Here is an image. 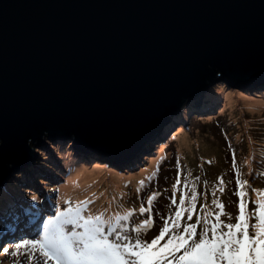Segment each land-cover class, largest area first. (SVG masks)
<instances>
[{
	"label": "water",
	"instance_id": "1",
	"mask_svg": "<svg viewBox=\"0 0 264 264\" xmlns=\"http://www.w3.org/2000/svg\"><path fill=\"white\" fill-rule=\"evenodd\" d=\"M219 79L264 81V0H0V186L47 133L122 160Z\"/></svg>",
	"mask_w": 264,
	"mask_h": 264
},
{
	"label": "rangeland",
	"instance_id": "2",
	"mask_svg": "<svg viewBox=\"0 0 264 264\" xmlns=\"http://www.w3.org/2000/svg\"><path fill=\"white\" fill-rule=\"evenodd\" d=\"M200 95L188 104L184 114L173 117L164 133L153 140L156 141L154 144L148 145V148H152V157L147 159L143 155L142 159L147 161L140 168L121 167L124 164L114 166L110 162L111 158L104 154L87 155L85 158L89 162L79 163L73 159L80 156L76 142L71 139L63 144L72 155L67 162L70 173L67 182L54 185L61 187L60 210L66 209L70 204L74 206L77 202L85 201V216L103 213L105 219H109L131 212L129 218L119 221L118 225L123 226L126 234L135 239L138 235L136 229L145 220L151 219L152 227L139 233L143 239L149 241L158 234L166 220L171 223L175 219V213L181 208L183 212L176 232H182L187 224H196L199 233L206 226H210L207 222L217 223V216L223 221L221 230L227 231V224L237 222L242 199L246 205V214L254 212L257 201L264 198L261 195L264 193V95L261 96L259 90L222 79L209 88L205 97V94ZM210 97H216V110H213L214 104L209 107L204 105L205 100H210ZM247 98L251 99L250 105L246 104ZM253 99L258 101L254 103ZM171 134L174 135L173 143L169 144L167 153L161 151L154 156L155 151L163 148L159 141L166 138L169 140ZM183 134L189 135L188 143L183 141ZM44 138L51 150L60 145L58 142L53 144L48 135ZM36 149L39 153L34 160L36 164H30L29 168L23 170L19 175L20 179L29 172H53L50 164L53 161L52 155L40 147ZM164 153L167 157L165 161H160ZM100 164L103 166L101 172L91 170ZM81 167H87V170L80 169ZM111 170L115 172L110 174ZM238 180L248 183L241 188ZM25 184H28L26 180ZM37 187L41 188L38 185ZM21 190L22 194L30 191L27 186ZM240 191L246 193L243 198L238 195ZM153 196L154 199L150 201ZM46 206L51 210L49 198ZM141 208L148 211L141 212ZM25 210L23 211L27 214ZM26 214L22 222L26 233L23 239H34L31 237L32 223L26 218ZM52 218L53 216L50 219ZM249 223L258 225L255 217ZM255 230L250 228V235ZM166 240L167 237L161 241V245ZM8 243L13 247L16 242ZM13 253L10 252L8 257L0 254V264H28L24 256ZM182 253L183 250L176 252L174 256L178 258ZM38 255L31 264H38ZM49 264L52 262L49 261ZM173 264H178V260L173 259Z\"/></svg>",
	"mask_w": 264,
	"mask_h": 264
},
{
	"label": "snow or ice",
	"instance_id": "3",
	"mask_svg": "<svg viewBox=\"0 0 264 264\" xmlns=\"http://www.w3.org/2000/svg\"><path fill=\"white\" fill-rule=\"evenodd\" d=\"M237 183L243 188L248 182L238 180ZM238 195L243 198L246 193L240 191ZM86 207L87 202L80 201L56 211L38 238L22 239L15 244L17 252L13 255L24 256L28 264L37 254L38 264H49V261L52 264H173V259H177L178 264H264V198L257 201L254 212L247 214L242 199L237 222L227 224V231L221 230L223 221L217 216V223L207 222L210 226L199 233L196 224H187L182 232H176L183 212L181 208L175 213V219L171 223L166 220L150 241L139 233L152 227L151 219L136 229L138 235L132 239L123 226L118 225L119 221L127 220L131 212L105 219L103 213L83 215ZM253 217L258 225L249 223ZM250 228L256 229L251 235ZM197 236L199 238L195 239ZM181 250L182 255L176 258L174 254ZM4 251L7 252V248Z\"/></svg>",
	"mask_w": 264,
	"mask_h": 264
},
{
	"label": "trees",
	"instance_id": "4",
	"mask_svg": "<svg viewBox=\"0 0 264 264\" xmlns=\"http://www.w3.org/2000/svg\"><path fill=\"white\" fill-rule=\"evenodd\" d=\"M212 99L215 98V97H211ZM210 98V99H211ZM52 136H55V135H52ZM56 142L60 143V145L58 146H54V149L53 150H47L48 153H50L52 155V159L53 161L50 162L51 166L53 167L52 169L60 174H64L63 172V168L61 167L60 163H59V160L61 161V164L65 163L66 159H67V155L68 154H71L70 150L66 148V145H63V144H67V142H62L61 140H53L52 143L55 144ZM171 143V140L169 141H166V142H163V148H161V150H165L166 152V148L168 147V145ZM60 148L64 149L65 151L61 150ZM42 150H44V148H42ZM74 153L77 154L76 150H74ZM150 155L153 153V151H150L149 152ZM167 153V152H166ZM66 155V156H65ZM155 155V153H154ZM82 155L80 154L79 157H81ZM59 158V159H58ZM56 159H58L56 161ZM145 161V160H144ZM143 161V162H144ZM36 175L41 179V177H43L44 173L41 172H36ZM42 183L44 184L45 183V186L49 189H51L54 184H52L53 182L51 181V179L47 176H44L42 179H41ZM9 187L14 191L16 192L17 196L20 198H22V195L19 194V191H20V187H19V183L18 182H11V184L9 185ZM57 188V187H56ZM56 188L52 189V190H55ZM6 197H8L9 199L13 197V195L10 193V194H5V195H2L1 198L2 199H5ZM36 199V197H35ZM11 202L14 204L16 201L14 199H10ZM34 204V207H37L38 204H40L39 201H34L33 202ZM7 209H11V205L9 204L7 206Z\"/></svg>",
	"mask_w": 264,
	"mask_h": 264
},
{
	"label": "bare ground",
	"instance_id": "5",
	"mask_svg": "<svg viewBox=\"0 0 264 264\" xmlns=\"http://www.w3.org/2000/svg\"><path fill=\"white\" fill-rule=\"evenodd\" d=\"M253 89H255V88H253ZM255 90H257L258 91V89H255ZM201 94V93H200ZM199 94V95H200ZM203 95V94H202ZM201 96V95H200ZM198 97V96H197ZM247 102H246V104H251V102L249 101V100H251V99H249V98H247V99H245ZM255 100L253 99V102H254ZM256 101H258V100H256ZM255 101V102H256ZM254 102V103H255ZM260 102V101H259ZM180 140V139H179ZM183 141H186V143H188L189 142V135H187V134H183ZM187 145H189V144H187ZM164 146V145H163ZM77 148H78V146H77ZM98 164V163H97ZM123 167H129L128 165H124ZM103 168V166L100 164V165H97L96 166V168H94V169H92L91 168V170H96V171H100L101 172V169ZM134 168V167H133ZM80 169H83V170H87V167H81ZM89 169V168H88ZM132 169V168H131ZM113 172H115L114 170H111V171H109V173L111 174V173H113ZM32 221H33V219H32ZM2 264L4 263V262H1Z\"/></svg>",
	"mask_w": 264,
	"mask_h": 264
}]
</instances>
